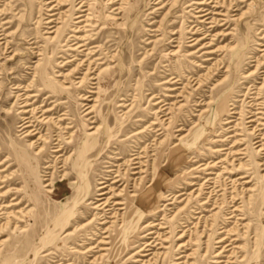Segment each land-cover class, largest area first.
Segmentation results:
<instances>
[{
  "label": "rangeland",
  "instance_id": "obj_1",
  "mask_svg": "<svg viewBox=\"0 0 264 264\" xmlns=\"http://www.w3.org/2000/svg\"><path fill=\"white\" fill-rule=\"evenodd\" d=\"M0 151V264H264V0H0Z\"/></svg>",
  "mask_w": 264,
  "mask_h": 264
},
{
  "label": "bare ground",
  "instance_id": "obj_2",
  "mask_svg": "<svg viewBox=\"0 0 264 264\" xmlns=\"http://www.w3.org/2000/svg\"><path fill=\"white\" fill-rule=\"evenodd\" d=\"M206 11V10H205ZM57 30V29H56ZM55 31V30H54ZM56 32V31H55ZM80 45H82V44H79V46ZM5 46V45H4ZM74 49V48H73ZM4 50V49H3ZM89 70V67L87 66V68H86V71H85V73L84 74H82V76L81 77H79V79H78V81L76 82V83H78V84H82L83 83V81H84V79H85V74L87 73V71ZM93 79H95V78H93ZM59 82V84L62 86V85H64L61 81H58ZM201 82V81H200ZM83 96V95H82ZM97 98V97H96ZM96 98H92V99H90L89 101H93L94 103L93 104H91V105H89V106H87L86 105V113L85 114H89V113H91V112H93V109H94V106H95V104H96V101H97V99ZM168 108V107H167ZM34 110V109H33ZM24 112H26L27 110H23ZM168 111V110H167ZM23 114V113H22ZM238 115V114H237ZM22 117V119H23V123H22V129H25L23 132L25 133L24 134V136H29V135H31V134H36V133H39V132H37L36 130H37V128H35V126H33L32 125V121L29 119V117L28 116H25V115H22L21 116ZM47 119V118H46ZM166 120V119H165ZM167 120H169V119H167ZM228 121H231V120H228ZM253 121V119L251 118V119H249L247 122H252ZM167 122V121H166ZM153 123H155V122H153ZM165 123V122H164ZM168 123V122H167ZM201 123H197V124H195V125H200ZM232 124V123H231ZM167 125V124H166ZM29 127H32V128H30V129H28ZM196 127V126H195ZM90 128H93V127H90ZM21 129V130H22ZM96 131H97V128H94V131L92 132V133H96ZM256 131H257V129L254 127V128H252V130L250 131V134H255L256 133ZM200 132H201V130H200ZM91 133V134H92ZM263 134V133H262ZM189 135H191L189 132H187L186 134H184V135H182L181 137H180V139L181 140H183L184 139V141L182 142V144L184 143V146H186L187 148L189 147V145L190 144H188V143H190L189 142V139L188 140H186L187 139V137L189 136ZM40 139H45V138H43V136H41V135H39V137L37 138V140H32L31 142H29V146H31V147H36V151H35V155H40L41 154V152H42V150H43V146H41V145H38V140H40ZM56 139V138H55ZM68 139H71V136H69L68 137ZM232 141V140H231ZM260 140H257V142H259ZM192 142V141H191ZM57 145H56V147H55V149H53V152H60L61 150H62V148H61V145H60V142H58V143H56ZM183 145H178L177 147H176V149H175V152H177V151H179L180 149L182 150H185L186 148L184 147ZM259 147H260V149H262V147H261V144H259ZM258 149V148H257ZM220 150V149H219ZM221 150H223V148L221 149ZM0 153H2L1 151H0ZM233 158V157H232ZM8 156L6 157V158H3L2 160H0V200H2V199H6L7 197H8V174H3V173H6L7 171H8V167H11V165L12 164H7L6 165V167H1V166H3L5 163H8ZM138 159V157H134V158H132L131 160H133V161H131V160H129L128 161V165H132V169H139L140 168V166H139V164H140V162H139V160H137ZM66 160V159H65ZM65 160L63 161V162H65ZM222 160H224V158L222 159ZM232 160V159H231ZM230 160V161H231ZM203 164H199L198 166H202ZM207 166V165H206ZM211 167L212 168H214V164L212 163L211 164ZM118 172H119V170H116L115 171V175H114V178H113V180H112V183H115V182H118L119 181V179L117 178L119 175H118ZM133 173H138V171H133ZM209 173H213V171H209ZM208 179H210V177H208V178H206L205 180H204V182H208ZM214 180V179H213ZM99 183V185H98V187L96 188L97 190H99V192H98V197H97V203L93 206V208H96V209H103L104 207H106L107 205H108V201H109V199H106V200H104V201H102L103 200V195H105V194H107L108 193V191H105L104 189L105 188H107V184H106V182H102V181H100V182H98ZM50 185V182H48V183H46L45 184V186H49ZM112 185V184H111ZM212 185V184H211ZM7 187V189H5ZM214 190V189H213ZM19 191H21V190H19ZM49 191H53V190H49ZM131 196H136V194L135 193H132L131 194ZM151 194H147V196L145 197V198H143V199H140L139 200V202L138 203H135V206L133 207V208H128V214H127V216L125 217H123L122 216V214H120L119 212H117V211H115L114 212V215L112 216V217H114V220H112L113 222L111 223V225L110 226H113L112 224L113 223H115V221L116 220H119L120 221V225L121 226H123V224H124V222H125V220H129V218L131 217V214H133V213H135V208H138V207H140L141 208V205H143L145 202H147L148 203V201H149V199H151ZM235 196V195H234ZM7 200V199H6ZM11 200H13V201H15L16 200V198H12ZM206 202H207V200H205V201H203L202 203L203 204H206ZM1 203V202H0ZM112 203V202H111ZM131 203H133V202H131ZM19 204H21V201L19 200V201H15L14 203H6V204H2V205H0V233H6L7 232V230H8V221H9V218L10 217H8V207H11V206H13V205H19ZM114 204L115 205H122V204H124V202L123 201H119V200H115L114 201ZM118 209H123V207L121 206L120 208H118ZM235 210H237L238 208H234ZM233 213V212H232ZM103 216V215H102ZM116 217V218H115ZM18 221H23V219L22 218H20V216L18 217ZM108 223V222H107ZM22 226V225H21ZM20 225H18V224H15V227H18V228H21L20 229V231L22 232V231H25V228H22ZM107 227V226H106ZM228 233H229V231H228ZM224 239H226V236H223V237H221V238H219L218 240H217V242H223L224 241ZM232 241V240H231ZM8 242V237H5V238H3V239H1L0 240V247L4 244H6ZM180 245H184V243L183 244H180ZM227 245H230V244H227ZM234 247H237V246H234ZM233 247V248H234ZM231 249V253H233L234 252V249ZM101 249H107V248H101ZM223 249L224 248H221L220 249V251H218L217 253H216V256H219V255H221V251H223ZM1 251V250H0ZM1 253V252H0ZM182 257V256H181ZM180 257V258H181ZM101 260H102V254H99L98 256H95V258L93 259V261H92V263H95V261H99V262H101ZM230 262H233V261H230ZM179 263H181V262H176V264H179ZM216 263H221L220 262V260H217L216 261Z\"/></svg>",
  "mask_w": 264,
  "mask_h": 264
}]
</instances>
